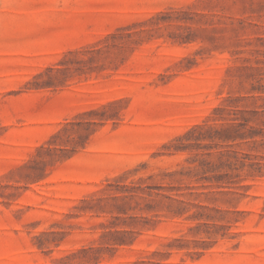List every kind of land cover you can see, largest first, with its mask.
Listing matches in <instances>:
<instances>
[{
	"label": "rangeland",
	"instance_id": "obj_1",
	"mask_svg": "<svg viewBox=\"0 0 264 264\" xmlns=\"http://www.w3.org/2000/svg\"><path fill=\"white\" fill-rule=\"evenodd\" d=\"M0 264H264V0H0Z\"/></svg>",
	"mask_w": 264,
	"mask_h": 264
}]
</instances>
